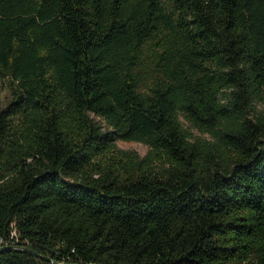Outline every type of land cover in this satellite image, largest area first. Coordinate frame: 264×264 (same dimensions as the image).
<instances>
[{"label":"trees","instance_id":"trees-1","mask_svg":"<svg viewBox=\"0 0 264 264\" xmlns=\"http://www.w3.org/2000/svg\"><path fill=\"white\" fill-rule=\"evenodd\" d=\"M0 76V264H264V0H0Z\"/></svg>","mask_w":264,"mask_h":264},{"label":"rangeland","instance_id":"rangeland-1","mask_svg":"<svg viewBox=\"0 0 264 264\" xmlns=\"http://www.w3.org/2000/svg\"><path fill=\"white\" fill-rule=\"evenodd\" d=\"M6 83L7 82L3 79V77L0 76V103L6 102L9 96L8 87ZM257 109L259 111L264 112V103H258ZM180 120L182 124L187 129H189L195 136L200 137L202 139H209V135L207 133H200L196 129H193L182 117H180ZM115 148L116 150L122 152H132L138 155L140 158L145 157L151 151L146 144L137 141L116 140Z\"/></svg>","mask_w":264,"mask_h":264},{"label":"water","instance_id":"water-1","mask_svg":"<svg viewBox=\"0 0 264 264\" xmlns=\"http://www.w3.org/2000/svg\"><path fill=\"white\" fill-rule=\"evenodd\" d=\"M1 249H2V248H0V250H1ZM21 249L24 250V251H26V252L32 253V254H34V255L37 256V257H40V258H42V259H45V260L51 261V262L54 263V264H65V263H63V262H57V261L51 260L49 257L43 256V255H41V254H39V253L33 251V250L30 249V248L22 247Z\"/></svg>","mask_w":264,"mask_h":264}]
</instances>
